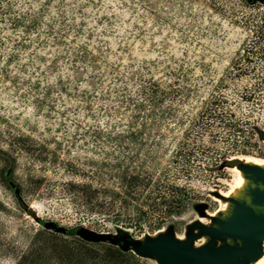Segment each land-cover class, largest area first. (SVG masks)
Wrapping results in <instances>:
<instances>
[{
    "label": "rangeland",
    "instance_id": "374dc122",
    "mask_svg": "<svg viewBox=\"0 0 264 264\" xmlns=\"http://www.w3.org/2000/svg\"><path fill=\"white\" fill-rule=\"evenodd\" d=\"M262 22L264 0H0V147L15 159L11 179L22 202L0 177V264H15L35 228H63L58 233L68 240L77 236L65 230L82 228L171 243L176 252L238 245L223 231L229 218L214 214L227 202L223 193L239 184L238 163L264 159V50L254 43L244 59ZM234 62L248 70L235 72ZM150 79L169 92L148 108ZM127 94L151 110L142 143L94 138L91 125L128 128L134 111L117 102ZM212 95L219 96L215 105ZM212 110L231 112L239 130ZM16 133L41 154L11 148ZM233 140L247 144L230 146ZM129 148L140 152L135 163L158 176L167 170V181L186 187L183 211L157 228L151 220L131 227L106 221L65 190L70 179L108 174L101 161L114 162ZM30 177L43 179L35 190ZM238 207L234 201L232 216ZM128 253L134 260L125 264H161Z\"/></svg>",
    "mask_w": 264,
    "mask_h": 264
},
{
    "label": "trees",
    "instance_id": "16d2710c",
    "mask_svg": "<svg viewBox=\"0 0 264 264\" xmlns=\"http://www.w3.org/2000/svg\"><path fill=\"white\" fill-rule=\"evenodd\" d=\"M255 33L257 41L252 42L249 46H245L247 52L244 54V59L246 61H249L247 53L248 50L254 48V43H256L255 49L260 50L261 53L264 50L261 47L264 43L263 22L262 26L256 25ZM260 38L261 40H258ZM82 50L85 51V49ZM257 54H259L258 51ZM262 55L260 54L259 56ZM234 66L235 68L233 69H236L235 72L238 73L248 70V68L241 67L236 62H234ZM147 85L150 92H144V86L141 87L140 92H144L146 101L149 102L147 104L149 108L153 107L155 101L163 98L169 91L160 89L158 82L154 79H150ZM83 95L84 97H91L84 91ZM218 97L212 95L210 103L215 105L216 102L220 101ZM117 102L122 103L124 107H130L134 111L131 116L133 119L128 121V128L126 130H117L112 128L113 125L110 123H108V128L105 129L91 125L90 130L93 132L94 138L110 139L115 141L116 145H119L125 139L127 141L126 146L128 144L139 145L142 143V130L146 125V118L151 115V110L145 108L147 106L145 105V101L132 97L130 94L121 96L120 99H117ZM86 108L90 109V105L87 104ZM166 109L169 110L170 107L168 106ZM112 112H115V110ZM163 112L161 111V113ZM141 113L144 115V119L137 125L134 121L138 119ZM209 113H213V116L224 125L233 127L234 131L239 130L236 126L240 123V119L233 118L234 115L231 112L226 114L223 111L215 112V110H212ZM183 136H186V132ZM246 142L233 140L230 146H245ZM9 144L11 148L15 146L30 155L37 156V154H41L39 149L36 150V143L23 133L13 135L12 142ZM139 153V150L129 148L123 155L119 154L114 162L101 161L102 167L104 165L109 167L108 174L104 172L102 176L97 174V181L83 178L70 179L65 182V190L72 195L73 199L78 202L77 204L86 212L100 216L106 221L131 227L138 225L141 221L151 220L150 225L157 228L164 220L183 211L185 207L183 195L186 187L167 181L163 173L167 170H163L160 173L161 175L158 176L155 175L154 169H148L142 162L135 163L133 158L138 156ZM189 153L186 150L182 152V155L186 156ZM225 153L226 150L221 152V157ZM120 156L121 158H119ZM0 160L3 163L0 169L2 182L6 187L11 188L18 205H22L20 185L14 183L11 179L15 159L9 151L0 147ZM74 170L78 174L82 173L79 168H74ZM184 170L187 172L186 168ZM106 176L107 178L112 177L109 184L104 182L103 178ZM160 176L163 178H160ZM107 178L105 179L107 180ZM28 180V186L31 190H35L43 179L42 177H30ZM144 207L147 208L148 213L143 210ZM54 230L35 228L26 249L19 255L15 264H125L128 260H134V257L128 253L129 251H120L114 245L104 242L84 241L78 236L68 240L58 233L60 231H56L55 228ZM64 233L73 234V231L69 229L67 232L65 230Z\"/></svg>",
    "mask_w": 264,
    "mask_h": 264
},
{
    "label": "water",
    "instance_id": "95a60500",
    "mask_svg": "<svg viewBox=\"0 0 264 264\" xmlns=\"http://www.w3.org/2000/svg\"><path fill=\"white\" fill-rule=\"evenodd\" d=\"M239 164V163H238ZM244 172L252 173L264 182V171L258 168L238 165ZM257 195V193H255ZM223 231L240 244L227 246L210 252H176L171 243L140 242L123 235H111L106 232H94L76 228L73 233L89 242H104L119 247L121 251H132L141 256L155 257L161 264H241L259 258V243L264 239V217L256 215L249 208L239 203L238 212L223 222ZM56 231L64 230L55 227Z\"/></svg>",
    "mask_w": 264,
    "mask_h": 264
},
{
    "label": "bare ground",
    "instance_id": "6f19581e",
    "mask_svg": "<svg viewBox=\"0 0 264 264\" xmlns=\"http://www.w3.org/2000/svg\"><path fill=\"white\" fill-rule=\"evenodd\" d=\"M246 163L249 166H245L239 162L241 166L258 168L264 171V159H253L251 161L245 162V164ZM238 170L239 184L230 187L223 193L227 198V202L222 204V207L215 212L214 217L221 218L220 216H224L225 218H229L232 215L231 212L234 201L249 208L256 215L264 217L263 180L252 173L244 172L243 170L239 169V167ZM253 193H257V195H253ZM235 242L240 244V239H235ZM259 249L261 251L259 258L256 260L247 261L246 264H264V239L259 243Z\"/></svg>",
    "mask_w": 264,
    "mask_h": 264
}]
</instances>
